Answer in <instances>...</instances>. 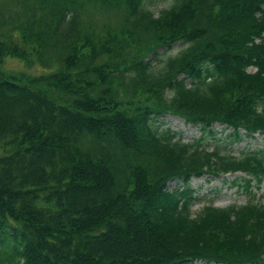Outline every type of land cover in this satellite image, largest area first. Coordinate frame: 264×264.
<instances>
[{
    "label": "trees",
    "instance_id": "16d2710c",
    "mask_svg": "<svg viewBox=\"0 0 264 264\" xmlns=\"http://www.w3.org/2000/svg\"><path fill=\"white\" fill-rule=\"evenodd\" d=\"M174 2L154 16L146 0H0V264H264V203L193 216L188 188L258 187L264 148L159 130L264 136V0ZM8 57L54 71L8 74Z\"/></svg>",
    "mask_w": 264,
    "mask_h": 264
},
{
    "label": "rangeland",
    "instance_id": "374dc122",
    "mask_svg": "<svg viewBox=\"0 0 264 264\" xmlns=\"http://www.w3.org/2000/svg\"><path fill=\"white\" fill-rule=\"evenodd\" d=\"M174 1L175 0H146V8L151 11L154 16H157L162 10L171 7L175 3ZM97 18L99 19L97 20L98 24L101 26L105 24L104 22H109L110 25L115 24L113 18H110L109 21L100 18V16H97ZM181 49L182 47L177 43L170 50H159L157 54L161 56L160 60L165 61L167 58L177 55ZM151 65L156 68L160 67V64L154 59H151ZM2 70L8 74H24L25 76L34 77L49 75L54 71V68L44 69L36 64L27 66L25 62L17 58L8 57L2 65ZM162 122L163 124L160 126L159 130L169 129L172 132H176L178 134L176 138L180 137L181 142L189 143L204 136V148L208 150H211L215 146L226 148V151L235 157L240 156L242 152L246 150H262L264 148V136L262 135H255L251 138L244 137L241 141L228 145L229 140L227 137L232 131L225 128V126L214 125L212 130L215 135L210 136L208 133H204L199 126L188 125L182 120L174 117H165ZM2 154L3 152L0 151V156ZM244 177L243 174H233L221 177L203 176L202 178L191 179L188 183V188L195 198L190 209L192 215L195 216L203 206L208 204L216 208H226L231 205H244L253 198L255 201L264 203V181L258 187L253 183V187L249 189L243 182H240V187L233 185L234 180ZM177 188L183 189L185 186L177 180L170 182L168 185L169 191ZM192 264L206 263L195 262Z\"/></svg>",
    "mask_w": 264,
    "mask_h": 264
}]
</instances>
